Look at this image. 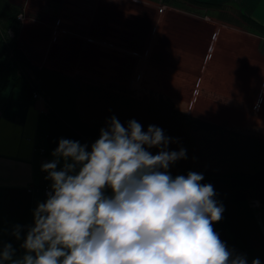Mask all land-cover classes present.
Returning a JSON list of instances; mask_svg holds the SVG:
<instances>
[{
	"label": "rangeland",
	"instance_id": "1",
	"mask_svg": "<svg viewBox=\"0 0 264 264\" xmlns=\"http://www.w3.org/2000/svg\"><path fill=\"white\" fill-rule=\"evenodd\" d=\"M31 8L37 17H54L58 33L64 31L62 21L69 22L72 37L58 39L61 50L49 59L58 71L68 75L77 69L72 78L83 82L87 97L100 96L99 104L115 112L126 109L128 121L156 123L174 141L169 151L186 149L187 158L169 169L227 173L259 166L262 155L256 148L264 144V118L257 115L258 88L222 81L258 80L264 76V63L256 69L252 65L255 48L249 38L225 39L222 47H213L222 25L218 11L183 1L168 6L162 0H30L22 21ZM115 29L117 34H104L101 41L91 34ZM80 35L86 38L78 40ZM257 51L263 53L264 46ZM90 108L84 107V118L98 120L103 128L110 117L122 119L119 111L108 118L97 105ZM253 205L260 209L256 201Z\"/></svg>",
	"mask_w": 264,
	"mask_h": 264
},
{
	"label": "clouds",
	"instance_id": "2",
	"mask_svg": "<svg viewBox=\"0 0 264 264\" xmlns=\"http://www.w3.org/2000/svg\"><path fill=\"white\" fill-rule=\"evenodd\" d=\"M173 142L155 125L115 116L90 148L61 138L41 165L51 183L24 254L0 242V264H248L213 228L224 211L213 185L200 183L202 173L168 172L187 158L184 148L168 150ZM11 234L20 239V226Z\"/></svg>",
	"mask_w": 264,
	"mask_h": 264
},
{
	"label": "trees",
	"instance_id": "3",
	"mask_svg": "<svg viewBox=\"0 0 264 264\" xmlns=\"http://www.w3.org/2000/svg\"><path fill=\"white\" fill-rule=\"evenodd\" d=\"M162 1L168 6L183 1L190 6L216 10L222 16L219 19L233 22L254 35L264 37L262 24L241 14L233 7L227 8L195 0ZM181 7L185 8L184 4ZM186 10L189 11V8ZM24 11L25 0H0V92L5 91L8 87H13L19 90L22 95L31 97L36 95L41 98L46 104V117L51 124L48 137L50 142L53 136H51V132L59 133L58 141L61 138L79 141L89 148L99 138L100 129L103 126L96 119L87 120L84 118L85 99L94 100L92 101L94 104L90 105L92 109H104L108 113H106L108 118L119 111L122 116L121 123L127 126L129 113L125 112L126 109L115 112L107 107L104 108L99 104L100 96L91 99L87 97L88 94H84L86 87L79 79L33 63L20 42V34L23 29L21 18H24ZM149 125L157 126L156 123L147 122H144L142 126L147 129ZM169 147L170 145H168ZM256 149L262 157L258 162L259 166L250 172L221 173L168 169L173 177L186 176L189 171L202 173L204 179L200 183L213 185L217 194L215 199L224 208L222 219L215 222L213 228L229 249L247 257L248 264H251V261L257 257L260 264H264V236L260 231L256 217L257 215L261 217L264 224L262 216L264 212V144H260ZM254 201L259 203V210L252 206Z\"/></svg>",
	"mask_w": 264,
	"mask_h": 264
},
{
	"label": "crops",
	"instance_id": "4",
	"mask_svg": "<svg viewBox=\"0 0 264 264\" xmlns=\"http://www.w3.org/2000/svg\"><path fill=\"white\" fill-rule=\"evenodd\" d=\"M29 1L26 0L25 12ZM195 1L221 5L227 8L233 7L241 14L264 25V0ZM144 2L146 3V1ZM64 3H61L60 8L63 7ZM149 3L151 1H148ZM29 13V18H25L22 21L21 46L34 64L58 71L60 67L58 68L56 62L55 64L51 63L49 59L55 54L57 48L61 50L62 45L56 43L58 39L61 41L72 37V32L68 26L69 22L64 19L62 21L63 24L60 26L64 31L58 33V31H55L54 23L56 20H54V17H42L40 15L37 17L36 10L32 8ZM33 14L35 16H32ZM33 17L35 18L32 19ZM204 18L208 17L205 16ZM216 18L217 20L219 19L218 17ZM220 22H222V25L218 29V34L214 37L213 47L215 49L216 46L222 47L224 43L226 44L225 39L233 40L234 37H237L242 40H248L249 38V41L255 45L252 44L251 46L256 49H254L253 54L255 56L254 61H251V63L255 69L262 66L264 63V52L259 53L257 50L260 45L264 46V38L251 34L244 28L241 29V26H231L225 19ZM113 33L117 34L118 29L101 30L100 33L93 32L91 34L101 41L104 38V34H108L107 37L109 38L114 36ZM77 38L78 40H84L86 37L80 35ZM219 38L222 39L221 44H219ZM246 65L248 70H250L251 66L249 64ZM76 70L68 75L74 77L77 75L74 73ZM248 79L240 78V81H235L232 78L223 79L222 84L228 86L232 84L240 87L256 85L261 98V107L257 115L264 118V91L262 90L264 88V76L258 80L257 77L251 80ZM252 80H256L257 84H254L256 81L253 83ZM152 86L156 87V85ZM87 92L85 89L84 94L86 95ZM84 101L85 106L90 108L89 103H87L89 101L87 99ZM90 110L93 109L90 108ZM46 112V104L41 99L30 95H22L19 90L13 87H8L5 91L0 92V242L10 243L16 249V257L24 254V250L20 245L23 243L26 231L32 226V213L38 203L46 200V196L41 192L45 188L49 189L51 183L45 179L47 173L41 171V165L50 162L53 158L51 153L58 146V137L60 136L58 132L55 134L51 132V136H53L51 142L49 141L51 124L48 117H46ZM105 195L110 196L111 190L105 189ZM262 216L264 217V212ZM17 225L20 226V239H16L11 234Z\"/></svg>",
	"mask_w": 264,
	"mask_h": 264
},
{
	"label": "water",
	"instance_id": "5",
	"mask_svg": "<svg viewBox=\"0 0 264 264\" xmlns=\"http://www.w3.org/2000/svg\"><path fill=\"white\" fill-rule=\"evenodd\" d=\"M256 217H257V220H258V226L260 228V231H261V233L264 236V224H263V221H262L261 217H259L258 215Z\"/></svg>",
	"mask_w": 264,
	"mask_h": 264
},
{
	"label": "built area",
	"instance_id": "6",
	"mask_svg": "<svg viewBox=\"0 0 264 264\" xmlns=\"http://www.w3.org/2000/svg\"><path fill=\"white\" fill-rule=\"evenodd\" d=\"M21 20H22V18H21ZM35 98H38L36 95L34 96ZM38 99H41V98H38ZM49 191V189L48 188H45L44 190H42V194L44 195V196H46V193ZM257 204H258V202H256ZM252 206L254 207V205H253V202H252ZM260 206V205H259Z\"/></svg>",
	"mask_w": 264,
	"mask_h": 264
}]
</instances>
